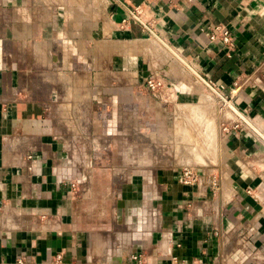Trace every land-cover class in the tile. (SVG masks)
Wrapping results in <instances>:
<instances>
[{"label":"crops","instance_id":"obj_1","mask_svg":"<svg viewBox=\"0 0 264 264\" xmlns=\"http://www.w3.org/2000/svg\"><path fill=\"white\" fill-rule=\"evenodd\" d=\"M263 61L264 0H0V264H264V140L208 86L264 135Z\"/></svg>","mask_w":264,"mask_h":264},{"label":"built area","instance_id":"obj_2","mask_svg":"<svg viewBox=\"0 0 264 264\" xmlns=\"http://www.w3.org/2000/svg\"><path fill=\"white\" fill-rule=\"evenodd\" d=\"M140 7L137 6L134 8V12L131 15V19L137 23H139L143 29L146 31L149 37L156 38L157 34L153 27L149 24L143 21V19L140 16L141 10ZM125 22V20H123ZM208 38L211 42H219L223 45H225L228 48H231L233 46V40L230 29L223 24H209L208 25ZM262 68L264 69V61L262 63ZM146 84L149 89L156 90L158 87L161 86V81L157 80L153 75L149 77L146 81ZM237 84V83H236ZM209 88L216 94L218 98V104L219 107L222 109H226L228 111H231L232 116H228L227 118L232 120L235 123H242L244 125H247L249 128L252 129L255 133H257L262 140H264V135H262L260 132H258L253 126L248 123L249 119L244 116L242 112H240L232 103L230 100V96L226 93L225 88L223 86H216L213 83H208ZM233 114L235 115L234 118ZM247 119V120H245ZM250 122V121H249ZM79 177L75 178L73 181L70 182L71 188H76L81 183L85 182L87 180V176L85 173H83L82 170L79 172ZM198 180L197 173L192 168H187L182 173V182L186 184L194 183ZM20 264H22V261H18Z\"/></svg>","mask_w":264,"mask_h":264},{"label":"rangeland","instance_id":"obj_3","mask_svg":"<svg viewBox=\"0 0 264 264\" xmlns=\"http://www.w3.org/2000/svg\"><path fill=\"white\" fill-rule=\"evenodd\" d=\"M211 91V90H210ZM194 106H192L190 113L187 118V122H198V121H209V116L208 114L206 116H204L203 114L200 115L199 112L197 110H199L198 108H193ZM220 110V108H219ZM226 109H223V114H225ZM200 111V110H199ZM221 114H219V118L220 121L225 119L222 118V116L220 117ZM185 150L184 152H186V158L189 159H193L196 160L197 163L200 162L199 160L201 159V162H204L205 157H208L210 154V149L211 146L209 144V138H210V131L209 130H198V129H192L190 127H187V129L185 130ZM200 138L202 139V142L200 143ZM199 151V153L197 152ZM204 158V159H203ZM193 161H191L190 163H192ZM200 162V163H201ZM199 163V164H200Z\"/></svg>","mask_w":264,"mask_h":264},{"label":"bare ground","instance_id":"obj_4","mask_svg":"<svg viewBox=\"0 0 264 264\" xmlns=\"http://www.w3.org/2000/svg\"><path fill=\"white\" fill-rule=\"evenodd\" d=\"M225 112H226V113H225L226 116H230V117L232 116L231 111L225 110ZM233 117H234V118H237V117H235L234 114H233ZM245 120H247V119H245ZM247 121H248V120H247ZM248 123L251 125V123H250L249 121H248ZM251 127H252V125H251ZM153 217H154V216H153ZM154 218H155V217H154Z\"/></svg>","mask_w":264,"mask_h":264}]
</instances>
